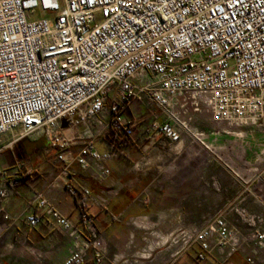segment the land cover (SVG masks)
<instances>
[{
	"label": "built area",
	"instance_id": "built-area-1",
	"mask_svg": "<svg viewBox=\"0 0 264 264\" xmlns=\"http://www.w3.org/2000/svg\"><path fill=\"white\" fill-rule=\"evenodd\" d=\"M136 101L161 115L145 129L149 147L195 137L186 106L198 101L214 122L263 124L264 0H0V154L28 139L56 150L81 227L42 193L24 224L35 229L49 220L68 237L60 264H106V238L84 209L107 210L109 199L76 181L86 173L99 182L110 176L108 163L120 153L95 144L110 130L117 142L135 137L129 112ZM14 132L18 138L1 145ZM11 194L1 188L0 201ZM172 243L170 264L184 256L227 264L236 255L264 264V216L229 206Z\"/></svg>",
	"mask_w": 264,
	"mask_h": 264
},
{
	"label": "crops",
	"instance_id": "crops-1",
	"mask_svg": "<svg viewBox=\"0 0 264 264\" xmlns=\"http://www.w3.org/2000/svg\"><path fill=\"white\" fill-rule=\"evenodd\" d=\"M13 139V134L6 135L1 139V145ZM32 140L18 142L0 154V189L12 188L10 198L0 201V248L5 245L1 241L2 237L7 235L11 250L5 260L8 264H60L70 252L68 237L49 220L38 228L29 229L24 224V218L36 211L34 198L37 193H42L57 210L79 227L82 211L62 185L60 174L51 169L46 171L49 165L44 161L32 169L37 174L32 176L29 184L33 194L25 195L24 188L15 192L19 181L11 179L10 174L18 170L23 157L30 158L43 148L39 146L40 143L31 146ZM140 141L123 148V157L117 156L108 163L111 174L105 180L99 182L91 175H82L76 181L90 188L93 194L109 199L107 210L86 205L87 214L92 216L106 238V264H170L177 249L172 243L173 237L183 230L202 227L229 206L264 216V185L261 176L256 173V162L251 156L249 160H243L240 167H236L240 173L247 175L244 178L240 176V179L226 171L215 158H211L208 163L212 164V171L216 173L209 178L214 188L206 185L207 179H203L201 188L195 192L191 156L175 158L169 164L164 158L126 157L128 151H144L147 148H141ZM187 148V138L184 136L172 149L176 152L186 150L187 154ZM97 149L104 150L101 145ZM57 171L60 172V169ZM195 196L200 197V200L196 202ZM195 202L198 203L197 210ZM151 217L153 223L148 222ZM228 218L233 225L240 226L236 216L230 214ZM134 219L136 222L131 223ZM150 229L156 232L148 234ZM36 252L41 254L40 260H37ZM234 258L227 264H236L237 257ZM180 263L200 264L191 256L182 257ZM85 264L95 262L89 258Z\"/></svg>",
	"mask_w": 264,
	"mask_h": 264
},
{
	"label": "rangeland",
	"instance_id": "rangeland-1",
	"mask_svg": "<svg viewBox=\"0 0 264 264\" xmlns=\"http://www.w3.org/2000/svg\"><path fill=\"white\" fill-rule=\"evenodd\" d=\"M188 97H191V95H188ZM186 109L188 110V116L191 117L189 128L196 135L195 137L185 136L187 138L188 155L185 152L186 150H183V152H176L172 149L176 146L175 144L169 145L167 143L164 145L161 143L158 146L155 145L154 147H149L144 134L145 129L149 127L151 122L155 120L161 121V115L158 111L151 110L150 108L143 106L140 102H133L129 116L134 120L136 134L134 139H132L131 144L133 145L134 142L140 141L139 139H141L139 142L140 147L147 148L144 151H139L138 149L128 151L129 153H125V156L135 159L141 158L142 156L164 158L167 160V164L175 158L191 156L195 192L201 188L200 186L202 185L203 179H207V181H205L206 185L214 188V183L209 178L211 174L216 173L212 171V164L208 163V160L211 158L222 159L237 172L238 170L236 167L239 166L243 160H249V156H251L256 162V173L258 176H261V183L264 185V123L256 126H237L214 122L211 117V112L209 111V108L206 107L204 101H198L197 105L189 103V105L186 106ZM69 134H71V132H69ZM18 136V132L13 133L14 139L18 138ZM96 144H98V146H96ZM96 144V148H100V141ZM81 146L82 145L71 146L69 150L71 152H76ZM152 148H157V150H153ZM47 150L48 152H46L43 147L42 150L36 151L30 158H24L21 155L23 158L22 161L19 162L17 167L18 170L10 174L11 179L19 181V184L15 186V192L20 190V188H24L23 193H25V195L33 194V189L29 184H31L30 181L32 176H37V174H35L32 169H35L37 165L43 163L42 161L49 165L46 168V171L51 169L55 171L56 174H60V172L57 171L61 165L56 162V150L48 148ZM18 154H20V152ZM1 156L2 155H0V157ZM118 156L123 157L121 154ZM73 170L76 173H80L76 166L73 167ZM46 171L43 172L46 173ZM238 173L242 178L247 176L242 174V172L240 173L238 171ZM84 175L89 176L87 173ZM199 198L195 196V201L197 202V200H200ZM196 202L195 210H197L198 204ZM130 222L133 223L136 222V220L134 219ZM148 222L153 223V217H151ZM154 232H156L154 229L147 231L148 234H153ZM1 241L2 243H5V245L3 248H0V264H8L5 260L9 257L11 250L9 248L10 243H8L7 235H4ZM35 255L37 260H40L39 256L41 258V254L36 252ZM236 257V264H246L242 255H236ZM233 260H235V258H233Z\"/></svg>",
	"mask_w": 264,
	"mask_h": 264
},
{
	"label": "trees",
	"instance_id": "trees-1",
	"mask_svg": "<svg viewBox=\"0 0 264 264\" xmlns=\"http://www.w3.org/2000/svg\"><path fill=\"white\" fill-rule=\"evenodd\" d=\"M99 141H100L101 146H103L104 149L115 148L121 154V150L129 146L131 144L132 139H126L123 142H117L112 137V131L110 130L106 132L105 135ZM84 211L86 212V207Z\"/></svg>",
	"mask_w": 264,
	"mask_h": 264
},
{
	"label": "water",
	"instance_id": "water-1",
	"mask_svg": "<svg viewBox=\"0 0 264 264\" xmlns=\"http://www.w3.org/2000/svg\"><path fill=\"white\" fill-rule=\"evenodd\" d=\"M25 141H29V139H28V140H25ZM32 143H34L35 146H38L39 143H40L41 145H39V146L44 147V145H45V140H44V139H40V140H38V141H33Z\"/></svg>",
	"mask_w": 264,
	"mask_h": 264
},
{
	"label": "bare ground",
	"instance_id": "bare-ground-1",
	"mask_svg": "<svg viewBox=\"0 0 264 264\" xmlns=\"http://www.w3.org/2000/svg\"><path fill=\"white\" fill-rule=\"evenodd\" d=\"M29 140H32V139H29ZM32 141H35V140H32ZM30 145H31V146H33V145H34V143H32V142H31V144H30Z\"/></svg>",
	"mask_w": 264,
	"mask_h": 264
}]
</instances>
